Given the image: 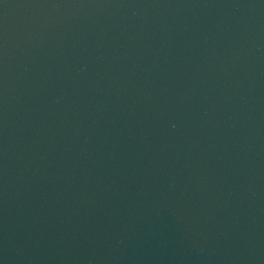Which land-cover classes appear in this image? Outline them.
Returning a JSON list of instances; mask_svg holds the SVG:
<instances>
[{"label":"water","instance_id":"95a60500","mask_svg":"<svg viewBox=\"0 0 264 264\" xmlns=\"http://www.w3.org/2000/svg\"><path fill=\"white\" fill-rule=\"evenodd\" d=\"M0 264H264V0H0Z\"/></svg>","mask_w":264,"mask_h":264}]
</instances>
